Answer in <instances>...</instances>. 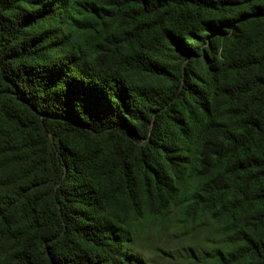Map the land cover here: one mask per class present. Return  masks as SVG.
Instances as JSON below:
<instances>
[{"label":"trees","instance_id":"obj_1","mask_svg":"<svg viewBox=\"0 0 264 264\" xmlns=\"http://www.w3.org/2000/svg\"><path fill=\"white\" fill-rule=\"evenodd\" d=\"M173 218L264 264V0H0V264H140Z\"/></svg>","mask_w":264,"mask_h":264},{"label":"rangeland","instance_id":"obj_2","mask_svg":"<svg viewBox=\"0 0 264 264\" xmlns=\"http://www.w3.org/2000/svg\"><path fill=\"white\" fill-rule=\"evenodd\" d=\"M130 247L132 254L142 258L140 264H204L199 252L209 251L219 238L207 228L193 232L175 224L160 222L140 226L134 233Z\"/></svg>","mask_w":264,"mask_h":264}]
</instances>
